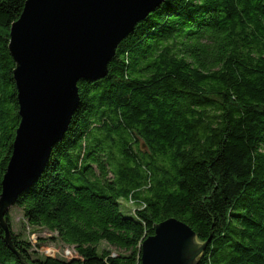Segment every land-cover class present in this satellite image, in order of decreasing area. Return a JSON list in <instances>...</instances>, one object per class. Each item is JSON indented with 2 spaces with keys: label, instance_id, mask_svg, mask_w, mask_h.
I'll return each mask as SVG.
<instances>
[{
  "label": "trees",
  "instance_id": "trees-1",
  "mask_svg": "<svg viewBox=\"0 0 264 264\" xmlns=\"http://www.w3.org/2000/svg\"><path fill=\"white\" fill-rule=\"evenodd\" d=\"M26 1L0 0V194L20 121L9 33ZM78 87L67 132L13 206L76 256L39 258L7 214L27 264H141L170 218L207 242L198 264H264V0H164L106 78ZM0 264H21L1 227Z\"/></svg>",
  "mask_w": 264,
  "mask_h": 264
},
{
  "label": "water",
  "instance_id": "water-1",
  "mask_svg": "<svg viewBox=\"0 0 264 264\" xmlns=\"http://www.w3.org/2000/svg\"><path fill=\"white\" fill-rule=\"evenodd\" d=\"M164 0H27L12 24L19 126L1 181L0 227L21 264L5 219L18 197L39 179L79 106V83L108 75L121 42ZM206 243L175 218L156 225L141 245V264H198Z\"/></svg>",
  "mask_w": 264,
  "mask_h": 264
},
{
  "label": "rangeland",
  "instance_id": "rangeland-1",
  "mask_svg": "<svg viewBox=\"0 0 264 264\" xmlns=\"http://www.w3.org/2000/svg\"><path fill=\"white\" fill-rule=\"evenodd\" d=\"M143 151H146V149L143 148ZM119 204L122 213L125 215H129L127 212L132 213L135 209L133 205H129L124 199L120 200ZM8 214L13 234L20 236L22 240L28 242L32 247V251L36 252L39 258L52 257L62 261H69L75 258L76 254L73 248L57 242L55 239L56 235L44 229L28 226L19 209L13 207L9 210ZM98 250H109L112 254L116 252L105 243H101L98 246Z\"/></svg>",
  "mask_w": 264,
  "mask_h": 264
}]
</instances>
